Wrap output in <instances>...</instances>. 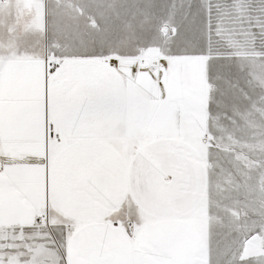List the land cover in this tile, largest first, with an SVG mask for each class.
I'll return each instance as SVG.
<instances>
[{"label": "snow or ice", "instance_id": "1", "mask_svg": "<svg viewBox=\"0 0 264 264\" xmlns=\"http://www.w3.org/2000/svg\"><path fill=\"white\" fill-rule=\"evenodd\" d=\"M4 4L0 264H264V0Z\"/></svg>", "mask_w": 264, "mask_h": 264}, {"label": "rangeland", "instance_id": "2", "mask_svg": "<svg viewBox=\"0 0 264 264\" xmlns=\"http://www.w3.org/2000/svg\"><path fill=\"white\" fill-rule=\"evenodd\" d=\"M14 9L8 4L0 6V12L4 15H8L10 12H13ZM107 14H111V10H108ZM88 11L85 9L84 18H87ZM247 153V149L244 150ZM227 168V165L225 166ZM211 183L208 190V195L210 197L211 208L213 213V220L216 222H222L224 213L219 207V204L224 203V197L226 195H231L235 197L237 194L233 191V186L228 183L232 177L228 174L227 171L221 172L219 168H210Z\"/></svg>", "mask_w": 264, "mask_h": 264}]
</instances>
